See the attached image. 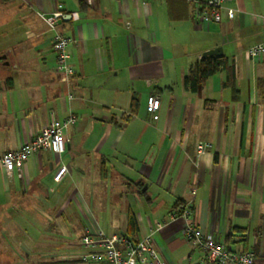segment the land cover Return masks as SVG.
Returning a JSON list of instances; mask_svg holds the SVG:
<instances>
[{
	"label": "crops",
	"instance_id": "obj_1",
	"mask_svg": "<svg viewBox=\"0 0 264 264\" xmlns=\"http://www.w3.org/2000/svg\"><path fill=\"white\" fill-rule=\"evenodd\" d=\"M83 1L0 0V154L53 117L77 116L65 153L42 150L12 175L0 169L1 254L16 244L30 257L50 233L59 251L42 257L81 264L82 236L125 234L133 211L138 239L155 231L168 264H211L184 238L187 219L172 218L179 201L199 227L264 264V55H247L264 40V0H229L236 15L224 11L220 23L199 20L207 0ZM60 10L58 29L75 40L67 80L39 16ZM217 47L235 68L232 84L221 70L188 90L191 67ZM202 141L211 147L200 154Z\"/></svg>",
	"mask_w": 264,
	"mask_h": 264
},
{
	"label": "built area",
	"instance_id": "obj_2",
	"mask_svg": "<svg viewBox=\"0 0 264 264\" xmlns=\"http://www.w3.org/2000/svg\"><path fill=\"white\" fill-rule=\"evenodd\" d=\"M228 1L207 0L205 6L197 13L199 20L220 23L223 20L224 11L227 12L230 19H233L237 9L227 7ZM87 2L92 4V0H87ZM64 15L65 13L61 10L55 13L39 12V16L54 32L52 47L56 53L57 70L64 74L67 80L74 75V69L70 64L69 46L75 40L58 29ZM71 17L77 20L79 15L77 12H72ZM247 55L251 59L263 56L264 40L251 46L247 50ZM69 97L73 98V94L70 93ZM147 102L152 116L156 117L161 105L160 99L151 94ZM76 122L77 116L75 114H69L63 119L53 117L49 124L38 132L32 140L16 150L0 154V169L8 175H12L15 171L21 170L31 156L42 150L59 155L65 153L68 144L65 131ZM210 147L211 143L208 141L199 142L197 146L198 153H204ZM66 172L67 166L59 167L55 179L62 180ZM175 217H178V215L172 214V218ZM180 217L187 219L183 230L184 238L204 250L209 263L256 264L257 256L254 251H239L217 240L212 233L206 232L190 220L191 210L189 208H186ZM160 228H162V225L159 223L156 230ZM154 233L155 231L137 241H132L125 234L108 235L104 231H98L95 234L87 232L82 236V243L90 248V251L82 253L81 258L86 262H105L107 264H168L153 241Z\"/></svg>",
	"mask_w": 264,
	"mask_h": 264
},
{
	"label": "trees",
	"instance_id": "obj_3",
	"mask_svg": "<svg viewBox=\"0 0 264 264\" xmlns=\"http://www.w3.org/2000/svg\"><path fill=\"white\" fill-rule=\"evenodd\" d=\"M10 1V0H4ZM82 2H84L82 0ZM221 70H226L228 73L227 81L225 82L226 86L232 84L233 79L235 78V68L230 64L228 58L224 55L202 58L197 61L190 69L189 73L184 78L185 87L192 91L198 92L207 82V80L218 73ZM187 207L183 203L177 201L173 207L172 213H175L178 216H181L184 210ZM139 232V223L136 214L133 211L128 213V229L125 233V236L132 240L137 241ZM101 264H107L105 262H99Z\"/></svg>",
	"mask_w": 264,
	"mask_h": 264
},
{
	"label": "rangeland",
	"instance_id": "obj_4",
	"mask_svg": "<svg viewBox=\"0 0 264 264\" xmlns=\"http://www.w3.org/2000/svg\"><path fill=\"white\" fill-rule=\"evenodd\" d=\"M79 236L76 235V243L79 242ZM43 237L45 240V242H43L44 244L42 243V246H39L38 248H36L33 252V255H31L30 257L26 256L24 250L16 246V244H14L11 249L8 248L5 251H3L4 256L3 254H1L2 252L0 251V264H56V263H53V260L44 258L42 256L44 254H49V253H54L56 251H59V248L57 246H60L61 241L60 239L58 240L60 243L58 242L53 243L49 241V240H52V241L54 240L53 234H50V233L44 234ZM80 242H82V238ZM83 246L79 248L76 247L75 251H79L81 249L83 252L90 251V248L86 246L83 247ZM81 260L82 258L78 259L75 257L74 262L81 263V264L89 263V262H86L83 260L81 261Z\"/></svg>",
	"mask_w": 264,
	"mask_h": 264
},
{
	"label": "water",
	"instance_id": "obj_5",
	"mask_svg": "<svg viewBox=\"0 0 264 264\" xmlns=\"http://www.w3.org/2000/svg\"><path fill=\"white\" fill-rule=\"evenodd\" d=\"M222 55H224L223 48L217 47V48L210 49V50L204 52L203 58L214 57V56L218 57V56H222ZM7 57L8 56L6 54H3L2 56H0V62L2 59H6ZM6 64H9V62L7 61Z\"/></svg>",
	"mask_w": 264,
	"mask_h": 264
}]
</instances>
